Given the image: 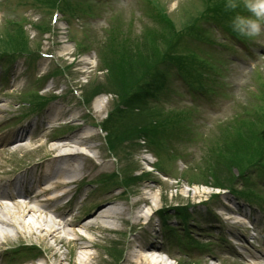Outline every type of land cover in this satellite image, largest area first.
I'll use <instances>...</instances> for the list:
<instances>
[{"label": "rangeland", "instance_id": "rangeland-1", "mask_svg": "<svg viewBox=\"0 0 264 264\" xmlns=\"http://www.w3.org/2000/svg\"><path fill=\"white\" fill-rule=\"evenodd\" d=\"M223 2L40 0L37 9L27 0H0V53L37 56L32 67L16 59L3 83L0 74V172L45 165L58 152L57 140L90 134L78 145L86 153L88 146L90 157H75L76 177L84 180L70 192L88 194L74 220L101 223L79 241L72 233L55 241L23 229L0 238L13 247L6 252L13 264H37V256L47 264H80L89 256L87 264H127L136 246L148 244L162 248L151 253L162 264H264V216L252 208L254 217H247V205L237 207L235 197L264 200L256 188L264 182V35L246 39L252 56L242 53L240 42L214 25L229 26L232 13ZM211 32L215 52L229 59L224 66L213 60L218 73L203 57ZM161 59L182 77L167 80ZM48 75L54 76L41 96L65 97L30 120L42 133L15 144L24 113L45 102L23 93ZM70 85L81 88L89 109ZM44 121L70 124L51 129ZM102 121L106 133L97 127ZM253 162L255 169H245ZM103 207L117 213L111 222H101ZM68 208L74 211L73 201ZM168 232L173 243L187 240L171 247ZM18 243L36 249L23 256Z\"/></svg>", "mask_w": 264, "mask_h": 264}, {"label": "bare ground", "instance_id": "bare-ground-1", "mask_svg": "<svg viewBox=\"0 0 264 264\" xmlns=\"http://www.w3.org/2000/svg\"><path fill=\"white\" fill-rule=\"evenodd\" d=\"M57 143V147L63 152L58 153L55 157V160L62 161L63 164L66 165L62 170V174H64L66 177V184H71L74 179H76L75 177H71L72 174L77 173L79 170V168L76 166L77 159L75 157L84 155L83 151H81V148L78 147V145L84 144L85 141L74 138L70 140V143H63L62 141ZM71 143L74 145H71L72 147L70 148L69 145ZM54 163H56V161H54ZM43 189L39 191L43 192ZM49 199L50 201L47 204H42L40 202H34L30 204V202L28 203L27 201H23V203L13 201L12 205H8L5 202H1L0 238L6 239L7 236L14 234L15 231L23 229L28 234H33L34 232L38 231L37 235L39 237L45 238L46 236H51L55 241L62 239L65 233H72L71 235H74L75 237L74 240L79 241L83 239V237H90L87 230L89 227H91L90 229H93L94 227L97 228L98 225L101 226V223L96 220L92 221L91 223V219L88 221H72V218L67 221L64 220V217H61L52 211V209L57 206H64L62 195L56 194ZM100 210L102 213H98L102 219L101 222H111L108 220L114 218L115 215L117 216V213L112 212L110 208L103 207ZM28 216L33 218V222L25 219ZM136 248L137 249H135L133 254L129 253V256L127 257V264H156L158 262H160L159 264L164 263V258L155 260V258L158 256H153L154 253L152 250H160V247H157L154 244H148L147 246L139 245L136 246ZM89 257L86 259H80V264H87Z\"/></svg>", "mask_w": 264, "mask_h": 264}, {"label": "clouds", "instance_id": "clouds-1", "mask_svg": "<svg viewBox=\"0 0 264 264\" xmlns=\"http://www.w3.org/2000/svg\"><path fill=\"white\" fill-rule=\"evenodd\" d=\"M223 8L232 13L228 24L239 37L255 40L264 35V0H224Z\"/></svg>", "mask_w": 264, "mask_h": 264}, {"label": "trees", "instance_id": "trees-1", "mask_svg": "<svg viewBox=\"0 0 264 264\" xmlns=\"http://www.w3.org/2000/svg\"><path fill=\"white\" fill-rule=\"evenodd\" d=\"M145 47V46H144ZM154 55H155V53H154ZM153 55V56H154ZM156 60V59H155ZM163 60L161 59V60H159V65H161L162 67H164L163 66ZM165 69H164V71H163V73H164V76L166 77V79L168 80V78H170V77H173V76H175V75H183V74H181V73H177L178 72V68H172V67H164ZM175 70V71H174ZM173 82V81H172ZM166 86V83H162V85H161V88H160V90H162L164 87ZM167 86H168V83H167ZM169 88V87H168ZM103 90V89H102ZM102 90H100V91H102ZM132 103V105L135 103V102H128V104H131ZM129 131H130V129H129ZM128 131V132H129ZM135 133H137V130L135 131ZM134 133V134H135ZM256 162V161H255ZM255 162H253L252 164H250V165H248L245 169H249V170H253V169H255ZM250 172V171H249Z\"/></svg>", "mask_w": 264, "mask_h": 264}]
</instances>
